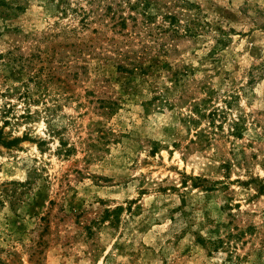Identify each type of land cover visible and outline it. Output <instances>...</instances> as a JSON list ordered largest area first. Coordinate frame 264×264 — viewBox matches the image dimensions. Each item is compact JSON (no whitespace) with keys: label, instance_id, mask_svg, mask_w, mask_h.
Returning <instances> with one entry per match:
<instances>
[{"label":"rangeland","instance_id":"1","mask_svg":"<svg viewBox=\"0 0 264 264\" xmlns=\"http://www.w3.org/2000/svg\"><path fill=\"white\" fill-rule=\"evenodd\" d=\"M263 188L264 0H0V264H264Z\"/></svg>","mask_w":264,"mask_h":264},{"label":"trees","instance_id":"2","mask_svg":"<svg viewBox=\"0 0 264 264\" xmlns=\"http://www.w3.org/2000/svg\"><path fill=\"white\" fill-rule=\"evenodd\" d=\"M232 135L236 136L237 138L241 137L242 133H241V128L239 127V121L234 123V126L232 127ZM200 241H201L200 244L204 246V248L207 247L206 249H208L209 252L217 251V249H219L222 246V241L220 239L208 240V242L206 240L200 239Z\"/></svg>","mask_w":264,"mask_h":264}]
</instances>
